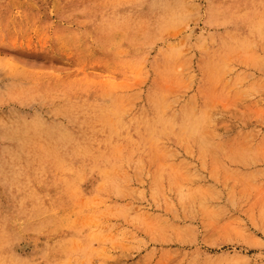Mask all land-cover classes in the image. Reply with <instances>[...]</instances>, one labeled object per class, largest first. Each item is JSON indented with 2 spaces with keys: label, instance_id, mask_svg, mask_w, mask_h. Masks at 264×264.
I'll return each instance as SVG.
<instances>
[{
  "label": "rangeland",
  "instance_id": "obj_1",
  "mask_svg": "<svg viewBox=\"0 0 264 264\" xmlns=\"http://www.w3.org/2000/svg\"><path fill=\"white\" fill-rule=\"evenodd\" d=\"M0 264H264V0H0Z\"/></svg>",
  "mask_w": 264,
  "mask_h": 264
}]
</instances>
